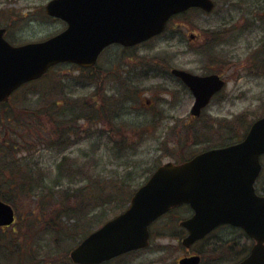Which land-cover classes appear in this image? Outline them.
Returning <instances> with one entry per match:
<instances>
[{
	"label": "rangeland",
	"instance_id": "1",
	"mask_svg": "<svg viewBox=\"0 0 264 264\" xmlns=\"http://www.w3.org/2000/svg\"><path fill=\"white\" fill-rule=\"evenodd\" d=\"M48 1L0 0V26L8 27L7 36L13 39H11L13 43L20 44L27 41L42 40L64 29L65 24L61 20L46 15L45 4ZM215 1L217 9L211 15L204 14L199 10H191L175 17L170 23L168 32L148 41L147 44L140 46L138 49H130L124 52L121 48L113 46L101 56L100 62H102L101 68H103L101 76L105 80L106 76L110 80L114 76L123 78L122 71L116 68L119 62L124 63L122 69L125 70L131 67L137 68L135 75H137L136 81L140 82V88L134 89L142 94L143 98L150 99L151 104L154 105L153 108L148 109L145 104L141 103L134 109H127L131 112L128 121L133 123V118H135L139 123H147L150 115L153 116L157 111H162L171 118L165 124L156 127V138H148L141 146L137 156L127 157L123 160L118 158L117 153L112 152L111 140L107 135L99 136V134H95L66 149L64 154L69 157L70 161L85 164L83 165L85 166V172L89 171L90 168H94L96 173L103 176L112 172L121 173L120 171L126 168V164L132 161L128 165L130 166L136 161L135 165H139V168L135 171L131 185L127 188L126 192H128L133 185L138 186L145 176L143 170L151 168L150 173L154 168V164L173 160L170 159L173 156L162 155V148L165 144H169L171 148H174L168 141L177 143L178 141L174 139L173 135L177 132L181 133V130L185 127L184 123L187 127L190 126V122L193 121V118L191 121L190 110L194 98L189 91L181 88L175 79L168 78L170 73H165L166 77H158L154 70L149 71L146 75L144 70L148 64L167 68L166 70L169 72L173 67L187 69L199 74L206 73L207 70L210 72L217 69L226 76L227 86L225 89L213 99L203 115L193 121L192 125L194 127L192 129L196 132L204 127V121H208L210 124L219 121L218 123L221 122L223 125L227 122H233L235 125L231 132H228L233 133L236 128L239 136L251 120L264 114V73L258 71L257 68L253 69L255 58L251 55L252 50L255 49V53L259 48L264 47V0ZM213 30L219 32L218 38L212 34ZM214 40L221 43L216 45L213 43ZM128 54L129 56L125 57ZM142 62L146 63L143 64ZM114 64L117 65L114 67ZM107 67L115 69L107 70L105 69ZM88 74L89 72L86 70L72 64L57 65L51 74L40 82L25 86L10 100L8 107L35 106L43 103L44 100L41 99L42 90H50L48 96L53 99V96L61 92V86L64 87L65 91L62 92L67 97H71L67 93L72 92L69 89H74L75 94L87 95L94 91V86L90 83L91 80ZM101 76L98 78H101ZM137 102L139 103L140 100ZM241 115H244L245 119L242 122H237L238 117ZM172 120L183 121L173 123ZM77 124L78 129L81 126L84 130L88 128L87 120H79ZM95 128L103 127L95 126ZM201 135L202 133L197 134L196 138L194 136H191V138L181 136V139H184L180 144L185 147L187 155L195 154L207 146L204 143H195L200 142ZM24 138H27V135ZM159 138L162 143L158 140ZM166 139L169 140L164 141ZM34 154L36 158H42L43 167L46 170L45 166L51 167L52 173L50 170L48 172L52 175L47 176V178L49 183L53 184L57 176L55 166L63 153L58 155V152L53 150L42 152L36 150L31 155L34 156ZM180 154L178 151L174 157H179ZM62 184L68 186L67 181ZM259 188L264 191V173ZM5 193L14 195V192L5 191ZM65 194L66 190H61L59 192L60 198ZM28 198L27 194H21L17 196L18 200L14 201L18 222L13 228L9 227L4 232L5 236H17L12 245H25V238L20 229L27 230L26 221L30 216H39L30 212V209L35 208L36 205L33 206L35 201L33 199V201H28ZM55 199H57V196ZM118 200H120V196ZM118 212L116 210L107 219ZM49 217L47 216V218ZM40 224L42 229L46 221ZM39 234H43L45 237L39 239L34 236V232L27 234L30 241H36L33 244V253L45 255L46 259L47 257H58L65 260L66 257H69V251L72 245H75L74 240L69 239L60 242L58 246L56 242L53 241L52 243L51 238L45 233L39 232ZM3 252H6V254L4 255ZM6 255L7 251L0 250L1 264H8ZM173 257H175L174 253L170 252V261Z\"/></svg>",
	"mask_w": 264,
	"mask_h": 264
},
{
	"label": "water",
	"instance_id": "2",
	"mask_svg": "<svg viewBox=\"0 0 264 264\" xmlns=\"http://www.w3.org/2000/svg\"><path fill=\"white\" fill-rule=\"evenodd\" d=\"M198 6L212 10V0H50L49 15L68 23L46 40L13 45L0 28V102L22 84L41 77L59 62L83 66L96 63L109 44L134 45L161 33L173 14ZM180 76L195 96L199 115L225 81L216 74L198 75L183 69ZM264 117L246 137L233 145L208 150L193 159L161 165L133 195L129 207L86 237L73 251V261L100 264L134 248L145 246L148 226L170 207L190 203L195 215L185 222L191 234L185 243L204 236L216 225L230 222L255 239L249 255L237 264H264V195L255 182L262 169ZM13 207L0 198V225L14 222ZM187 260V262H186ZM183 264L196 263L195 257Z\"/></svg>",
	"mask_w": 264,
	"mask_h": 264
},
{
	"label": "trees",
	"instance_id": "3",
	"mask_svg": "<svg viewBox=\"0 0 264 264\" xmlns=\"http://www.w3.org/2000/svg\"><path fill=\"white\" fill-rule=\"evenodd\" d=\"M251 53V55L254 54L255 68L264 73V47ZM98 68L99 65L88 74L95 88L87 95L75 94L74 89H69L72 92L67 93L71 97H67L62 92L65 91L64 87L61 86V92L53 96V99L48 96L50 90H42L41 99L44 101L35 106L8 107L10 100L17 93L7 102L0 103V134L2 137H0V197L16 207L14 201L18 200L17 196L27 194L28 201H35L33 206L36 205V207L30 209L32 214L53 216V241L57 245L60 241L64 242L69 239L74 240L75 244L79 243L90 230L86 228V221L82 216H105L106 220L116 210L124 209L135 191V188H131L126 192L127 188L118 187V184L122 186L126 176L128 178L131 174L122 170L121 173L112 172L102 176L96 173L94 168L85 172V166H83L85 164L70 161L69 157L64 155L66 149L79 142L83 137L90 138L95 134L101 135L103 130L95 128V126H105L108 128L112 152L116 151L118 158L125 160L132 155L126 153L128 148L118 147L117 142L124 137L136 141V143L143 142L155 134V132L149 131L148 124L139 125L141 123L137 122L135 118H133V123L126 119L131 114L127 110V106L132 105L131 103L135 105V102L137 104L143 102H141V94L134 89L140 88V82L136 81L137 75H132L131 70L117 67L122 71L123 78L114 76L111 80L108 77L105 80L102 76L98 78L101 75L97 73ZM94 72L95 74H93ZM111 88L113 89L110 90ZM244 119V115H241L237 122H242ZM79 120L88 121L87 130L82 129V126L80 129L77 128ZM218 122L214 121V124L207 122L210 125L207 128L214 130L213 133L206 129L198 130V134L202 133V142L207 146L211 143L223 145L225 140L223 131L231 132L235 125L233 122H227L225 125ZM190 128L185 126L179 136L182 134L196 137V131ZM237 131L235 128L233 134H230V138L233 137L231 141L240 137L245 130L239 136ZM6 133L10 137L5 136ZM19 135L20 137L27 135V138L19 139ZM13 140L15 141L13 142ZM34 143H42V145L33 146ZM40 146L53 151L57 150L58 155L63 153L55 166L57 176L53 184H50L47 178L52 174L42 168V158L31 155ZM139 146L140 144L134 146V149L137 150ZM180 153L185 155V149ZM183 159L179 158L178 160ZM128 165L126 164V167ZM66 181L68 186L62 184ZM61 190H66V194L62 198L59 195ZM5 191L14 192V195H7ZM56 196L57 199H55ZM119 196L120 200H118ZM26 222L27 230L20 229L25 238V245H12L17 236H5L4 232L2 233L0 230V244L3 241L8 244L3 248V251H7L6 261L8 264H73L69 257L63 260L58 257L46 256V259L45 255L33 253V244L36 241H30L27 234L34 232V236L39 239L45 235L38 233L41 231V227L36 216H30ZM43 231L52 239L49 223ZM3 254L5 255L6 252Z\"/></svg>",
	"mask_w": 264,
	"mask_h": 264
},
{
	"label": "flooded vegetation",
	"instance_id": "4",
	"mask_svg": "<svg viewBox=\"0 0 264 264\" xmlns=\"http://www.w3.org/2000/svg\"><path fill=\"white\" fill-rule=\"evenodd\" d=\"M212 34L214 35V37H219V32H215L213 30ZM213 43L218 45L221 42H215L214 40ZM208 71L209 70H207L206 73H201V75L216 73L221 77L226 78V76H224V74H222L217 69L210 72ZM165 73L168 72H160L159 70H156V76L158 77H166ZM171 77L175 79V81L181 86V88L185 90L189 89L180 77L169 74L168 78ZM148 102V107L153 108L154 105L151 104L150 100ZM192 118L193 121L196 119V117H191V121ZM169 119L171 118L162 113V111H157L153 116L150 115V119L148 121L149 131L154 132L157 125H163ZM182 121L183 120H172L173 123H181ZM193 121L190 122V124L194 123ZM184 126H186V123H184ZM184 129L185 127L181 131H183ZM6 136L10 137V135H8L7 133ZM24 136L25 135L20 137L19 135V139H23ZM174 137V139L179 143L168 141L174 148H171L169 144H165V146L162 148L168 153L177 152L179 151L180 147L183 146L180 143L183 142L184 138L181 139L177 136ZM167 140L169 139H166L164 141ZM14 141L15 140H13V142ZM145 142L146 140L136 143V141L124 137V139L117 142V146L120 148H128V151L126 153L133 156L135 153L139 154V150ZM139 144L140 146L138 147V149H134V146ZM131 162L132 161H130V163ZM135 163L136 162H134L133 164ZM126 168L127 169H124V171L128 174H131V176L128 178L126 176V180L123 182L122 186L118 184V187L128 188V186L131 185V180H133L135 176L134 173L139 168V165H130ZM148 172L149 170L147 168L143 170L144 174H147ZM134 186L135 185H133V187ZM194 214L195 212L189 203H183L179 206L172 207L149 225V242L147 246L134 248L109 260L108 262H103L101 264H183L181 262L183 259H191L192 257H195L196 263L189 264H237L245 259L255 241L248 235V233L244 229L229 223L218 224L213 229L208 231L204 236L192 241L189 244H186L185 240L191 234V232L185 225V222L191 219ZM36 217L38 218V221L40 223H44L46 221V224L43 225L44 227L40 231L41 233H44L43 230L49 223L50 234L52 236L51 241L53 243V216H50L49 218H47V216ZM82 217L86 221V228L90 229L87 232L86 236L101 227L106 221L105 216ZM7 229V227H0V230L2 232H5ZM2 246L3 248L7 247L8 244L3 241ZM74 247L75 246H72L71 250ZM170 252H173L175 255V257H173L171 261L169 259Z\"/></svg>",
	"mask_w": 264,
	"mask_h": 264
}]
</instances>
